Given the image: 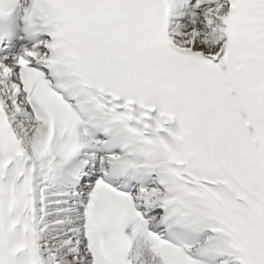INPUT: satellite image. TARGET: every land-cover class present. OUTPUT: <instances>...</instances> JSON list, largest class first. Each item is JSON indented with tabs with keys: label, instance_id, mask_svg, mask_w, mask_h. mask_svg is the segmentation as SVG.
Segmentation results:
<instances>
[{
	"label": "snow or ice",
	"instance_id": "6c2138e0",
	"mask_svg": "<svg viewBox=\"0 0 264 264\" xmlns=\"http://www.w3.org/2000/svg\"><path fill=\"white\" fill-rule=\"evenodd\" d=\"M0 264H264V0H0Z\"/></svg>",
	"mask_w": 264,
	"mask_h": 264
}]
</instances>
